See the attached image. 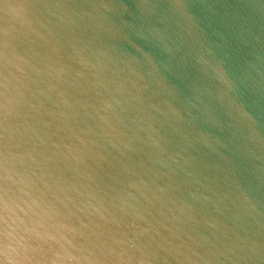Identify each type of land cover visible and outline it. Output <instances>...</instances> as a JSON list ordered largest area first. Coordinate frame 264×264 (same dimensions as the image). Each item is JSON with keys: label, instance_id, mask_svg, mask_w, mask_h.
<instances>
[{"label": "water", "instance_id": "water-1", "mask_svg": "<svg viewBox=\"0 0 264 264\" xmlns=\"http://www.w3.org/2000/svg\"><path fill=\"white\" fill-rule=\"evenodd\" d=\"M0 264H264V0H0Z\"/></svg>", "mask_w": 264, "mask_h": 264}]
</instances>
